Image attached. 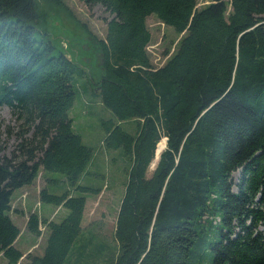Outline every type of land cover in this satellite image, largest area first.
Wrapping results in <instances>:
<instances>
[{
    "label": "trees",
    "instance_id": "trees-1",
    "mask_svg": "<svg viewBox=\"0 0 264 264\" xmlns=\"http://www.w3.org/2000/svg\"><path fill=\"white\" fill-rule=\"evenodd\" d=\"M82 1L114 15L104 38L66 0H0V107L19 124L14 151L0 156V254L9 264L24 257L15 246L21 228L12 196L53 171L69 187L62 194L44 187L40 200L68 214L57 221L32 212L26 228L39 237L46 226L47 242L42 255L25 257L80 264L85 194L101 191L83 183L95 151L70 115L74 80L87 73L47 36L57 10L99 52L102 73L88 88L114 116L102 122L103 146L132 162L108 264H264V0ZM150 15L181 35L160 67L146 50ZM127 120L137 123L135 134L122 128Z\"/></svg>",
    "mask_w": 264,
    "mask_h": 264
},
{
    "label": "rangeland",
    "instance_id": "rangeland-1",
    "mask_svg": "<svg viewBox=\"0 0 264 264\" xmlns=\"http://www.w3.org/2000/svg\"><path fill=\"white\" fill-rule=\"evenodd\" d=\"M66 1L77 19L81 20L82 23H86L99 37H105L107 21L114 17L112 13L100 4L90 6L82 0ZM207 3V0H198V7ZM53 15L48 20L47 36L57 46V49L64 50L87 73L85 76H76L74 80L77 91L75 111H73L75 117L74 129L76 133L82 135L86 145L94 148L97 158L95 167L84 178L83 183L85 186L94 189L101 188L100 193L87 192L85 194L88 197L83 221L85 231L75 247L77 248L80 242L86 240L87 246L81 249L82 254L78 261L80 264H108L110 255L112 253L116 255L117 252V243L114 237L116 216L121 199L124 196L125 184L132 162L130 157L125 155L122 149L107 150L102 144V141L106 137V131L103 128L102 122L104 120L114 119V116L100 102L99 98L93 96L92 90L88 88L89 82L96 81L102 73L99 52L89 44V41L86 40L85 32L75 24L74 19L70 18L64 11L56 10L53 12ZM147 24L152 36L151 43L159 44L155 51L160 56L153 55V52L149 51V48L147 50L151 55L152 63L155 66H160L165 63L169 56L167 55L165 57L162 54L165 55V51L168 48L173 50L181 35L177 34L173 27L162 23L155 15L148 17ZM64 42L67 44L66 48L64 47ZM83 97H88L94 104V110L88 114L86 113L87 115L82 113V106L79 105ZM97 103L99 105H96ZM121 125L130 134H135L137 131V123L133 120L123 121ZM18 130L19 124L11 108L4 105L0 107V156H10L14 151L18 144V137L16 135ZM152 170L153 167L151 166L149 175ZM47 172L59 179V182L51 184L50 190L59 194L64 193L66 191V185L61 179L65 174L53 171ZM241 173L242 171L239 170L232 175L235 183L239 181ZM81 193L78 192V194ZM12 198H15L14 194ZM13 208H15L14 205ZM41 230L43 231L42 238L40 237L36 246L30 250L33 254L40 253L46 245L47 227L43 226ZM76 253L75 249H72L69 257L71 258Z\"/></svg>",
    "mask_w": 264,
    "mask_h": 264
},
{
    "label": "crops",
    "instance_id": "crops-1",
    "mask_svg": "<svg viewBox=\"0 0 264 264\" xmlns=\"http://www.w3.org/2000/svg\"><path fill=\"white\" fill-rule=\"evenodd\" d=\"M85 89H87V88L85 87ZM75 104H76V102H75ZM75 104L70 110V115L73 119V127H74V121H75V117L73 115V111H75L74 110ZM79 105L82 106V113H84L85 115H87L88 113H90L91 111L94 110V104L92 103V100L89 99L88 97H83V99L81 100ZM96 105H99V104L97 103ZM83 141H84V139H83ZM96 159L97 158L94 155L93 160L91 161V164L89 165L90 170L95 167ZM83 180H84V178H83ZM61 181L63 183H65L66 189H68L69 185L67 183L66 176H64L61 179ZM55 182H59V179L55 178L53 174H50L46 171H44V172L42 171V178L40 180V188L41 189L44 187H47V189L51 193L59 194L56 192H52L50 190L51 184H53ZM24 192H28V197L26 199L25 207H23L22 204L19 203L18 208L14 211V213H12V219L21 228V233L15 242V246L24 253V257L19 261V263L28 264L29 261L27 258H25V256L28 253H31L30 250L36 246V244L38 243V237L36 235L32 234L31 232H29L28 229L26 228V225H27L29 215L33 212V210L36 206V203L40 199V196H39L40 192L37 190L36 184H33V185L24 186V187L16 190L14 192V197L18 198ZM56 209H57L56 205L48 204V203L45 204L42 202L41 207L39 209V212H40L42 217L50 218L54 214ZM67 214H68V210L62 206L54 219L57 221H60L63 218H65L67 216ZM24 248H26V249H24ZM43 250L40 253H36V254L41 255L43 253ZM0 264H9L8 260L4 257V255L2 253L0 254Z\"/></svg>",
    "mask_w": 264,
    "mask_h": 264
},
{
    "label": "water",
    "instance_id": "water-1",
    "mask_svg": "<svg viewBox=\"0 0 264 264\" xmlns=\"http://www.w3.org/2000/svg\"><path fill=\"white\" fill-rule=\"evenodd\" d=\"M164 142H165V144H164V149L166 148V144H167V137L166 138H164V139H162ZM159 158H160V154H158V148H157V150H156V153H155V157H154V159H153V162H152V166H154L156 163H157V161L159 160Z\"/></svg>",
    "mask_w": 264,
    "mask_h": 264
},
{
    "label": "bare ground",
    "instance_id": "bare-ground-1",
    "mask_svg": "<svg viewBox=\"0 0 264 264\" xmlns=\"http://www.w3.org/2000/svg\"><path fill=\"white\" fill-rule=\"evenodd\" d=\"M164 144H165V142L163 141V140H161L160 142H159V144L157 145V148H158V154H161V152L163 151V149H164ZM26 196H27V193H25L24 195H23V198L25 199L26 198ZM40 205V203H38V206Z\"/></svg>",
    "mask_w": 264,
    "mask_h": 264
},
{
    "label": "built area",
    "instance_id": "built-area-1",
    "mask_svg": "<svg viewBox=\"0 0 264 264\" xmlns=\"http://www.w3.org/2000/svg\"><path fill=\"white\" fill-rule=\"evenodd\" d=\"M158 45L159 44H154V43H151L147 46V48H149V51H152L153 52V55L155 56H160V54H158L155 49L158 48ZM164 64V63H163Z\"/></svg>",
    "mask_w": 264,
    "mask_h": 264
}]
</instances>
